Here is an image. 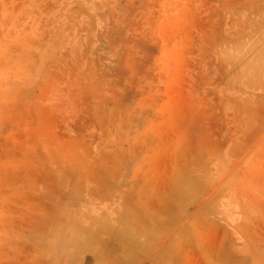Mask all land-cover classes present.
<instances>
[{"label": "rangeland", "instance_id": "374dc122", "mask_svg": "<svg viewBox=\"0 0 264 264\" xmlns=\"http://www.w3.org/2000/svg\"><path fill=\"white\" fill-rule=\"evenodd\" d=\"M116 1L0 0V264H264V10L228 21L213 59L224 159L189 190L165 151L131 165L137 184L119 174L106 157L122 142L105 123L76 148L81 95L109 107L120 93L108 78L127 53L111 36Z\"/></svg>", "mask_w": 264, "mask_h": 264}, {"label": "bare ground", "instance_id": "6f19581e", "mask_svg": "<svg viewBox=\"0 0 264 264\" xmlns=\"http://www.w3.org/2000/svg\"><path fill=\"white\" fill-rule=\"evenodd\" d=\"M136 6H138L137 9ZM263 10L264 0H117L111 12V19H115L116 27L111 30V36L124 44L128 57L125 52L117 55L118 58L114 61L108 78L120 93L114 96L109 107L105 103H100L97 95L90 93L81 95L80 103L77 105L80 114L77 116L74 127L75 133L81 136V141L76 148H87L89 141L86 142V133L92 128H100L105 123L116 133L117 140L122 142L118 146L123 149L106 157L107 163L113 162L122 167L119 174L133 177L137 184L144 170L139 167L134 176L136 168L134 170L131 165L141 164L143 159L139 157H145L154 150H158V154L147 157V160L153 162L160 160L162 151H165L164 160L168 163L169 169L172 167L175 186L180 189L184 186L194 190L196 178L202 172L204 173L210 162L214 160L222 162L224 159L222 141L224 118L220 113L222 102L217 94L218 89L223 86V74L222 70L213 63L216 51L223 41L229 19L235 21L241 13L251 17L256 13H263ZM94 24L96 28L97 26L102 28L101 17L95 20ZM110 25L113 23L109 22L107 27ZM98 32L101 33L99 29ZM98 37L101 39V34ZM64 132L66 133V130ZM103 140L106 139L103 138ZM91 156L90 153L87 158L90 159ZM95 173L98 174L99 171L96 170Z\"/></svg>", "mask_w": 264, "mask_h": 264}]
</instances>
